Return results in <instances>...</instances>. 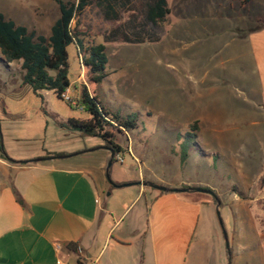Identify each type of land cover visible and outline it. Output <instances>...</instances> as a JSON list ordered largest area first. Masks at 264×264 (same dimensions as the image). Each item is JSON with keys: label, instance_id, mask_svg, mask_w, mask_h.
Listing matches in <instances>:
<instances>
[{"label": "rangeland", "instance_id": "374dc122", "mask_svg": "<svg viewBox=\"0 0 264 264\" xmlns=\"http://www.w3.org/2000/svg\"><path fill=\"white\" fill-rule=\"evenodd\" d=\"M140 4L132 0L128 8ZM169 6L171 13L156 42L104 41V32L124 22L129 10H121L120 20H109L94 2L79 19L90 33L86 39L106 44L109 75L98 85L99 98L112 111L139 116V127L116 131L124 160H115L109 169L107 162L101 163L107 153L101 137L56 123L89 117L75 105L83 82L76 44L68 46L69 95L75 102L52 90L34 93L23 83L20 63L9 68L0 58V187L12 183L23 165L49 154L89 152V160L99 165L101 187L106 185L104 191L100 187L101 196L117 210H128L126 224L135 214H144L160 192L137 181L209 188L221 201L223 224L217 209L205 205L193 242L196 255L206 264H264V147L256 140L244 146L243 131L249 128L244 115L252 111L253 98L247 90L235 89L259 82H251L240 70L246 55L236 50L239 42L233 37L264 16V0H169ZM0 12L21 25H36L44 35L51 33L44 24L60 14L56 0H0ZM37 12L44 14L37 17ZM196 120L198 144H190L182 163L179 135ZM175 179L187 184H172ZM188 196L214 202L204 192Z\"/></svg>", "mask_w": 264, "mask_h": 264}, {"label": "crops", "instance_id": "0c3cea01", "mask_svg": "<svg viewBox=\"0 0 264 264\" xmlns=\"http://www.w3.org/2000/svg\"><path fill=\"white\" fill-rule=\"evenodd\" d=\"M258 20L233 37L239 42L236 50L246 55L240 70L259 84L235 89L247 90L253 98L252 111L244 115L249 120L244 146L256 140L264 147V26L257 28ZM28 28L40 33L36 25ZM77 152L23 165L12 183L0 187V264H206L193 242L202 210L205 205L217 209L215 202L159 192L144 214L126 224L128 210H117L101 196L99 165L89 160V152ZM109 156L107 150L101 163Z\"/></svg>", "mask_w": 264, "mask_h": 264}, {"label": "trees", "instance_id": "16d2710c", "mask_svg": "<svg viewBox=\"0 0 264 264\" xmlns=\"http://www.w3.org/2000/svg\"><path fill=\"white\" fill-rule=\"evenodd\" d=\"M139 1L141 4L138 8H128L132 0H56L60 14L52 24L49 36L17 24L13 19L6 18L0 13V58L9 68L13 62H19L23 83L29 85L36 94H41V91L46 89L63 97V93L71 85L68 46L71 43L76 44L83 80L76 106L86 110L89 117L57 119L56 123L71 131H79L83 135L101 137L103 144L115 151L113 162L117 160V155L125 150L116 142V131L124 133L139 127V116L137 113L123 115L118 111H112L99 98L98 85L109 75L106 70L109 60L106 44L86 39L90 33L80 26L79 19L85 9L94 2L101 7L104 16L109 20H120L121 10H129L131 12L124 22L104 32V41L121 40L130 43L159 41L171 13L169 0ZM258 21L257 28L263 27L264 16ZM199 129V121L196 120L188 130L179 135L182 163L189 157L190 144H198ZM0 151H3L1 128ZM49 155L57 157L61 153ZM109 159L110 156L108 161ZM260 185L264 186V172L260 178ZM184 187L189 190L180 193L187 197L195 192L189 185ZM17 198L21 199L18 193ZM213 201L217 202L214 197Z\"/></svg>", "mask_w": 264, "mask_h": 264}, {"label": "water", "instance_id": "95a60500", "mask_svg": "<svg viewBox=\"0 0 264 264\" xmlns=\"http://www.w3.org/2000/svg\"><path fill=\"white\" fill-rule=\"evenodd\" d=\"M104 148H106L109 152H110V159L108 161V164H107V168L109 169L113 163V158L115 157V151L113 148L107 146V145H104L103 146ZM42 159V158H39V160ZM109 176V174H108ZM136 184H139V185H144V186H151V187H154L160 191H163V192H175V191H188L189 189L188 188H172V187H167V186H164V185H161V184H158V183H155V182H152V181H149V180H140V181H137L135 182ZM195 191H199V192H204V193H208L210 195H212L215 199H216V208H217V214H218V217L220 219V222L221 224H223L222 222V218H221V215H220V211H219V206L221 204V201L219 200L218 196L215 194V192L209 188H204V187H198V188H193ZM226 235V234H225Z\"/></svg>", "mask_w": 264, "mask_h": 264}, {"label": "built area", "instance_id": "2783aa9c", "mask_svg": "<svg viewBox=\"0 0 264 264\" xmlns=\"http://www.w3.org/2000/svg\"><path fill=\"white\" fill-rule=\"evenodd\" d=\"M62 96H63L66 100H69V101H71V102H75L74 99H72V98L70 97L68 89L63 93ZM76 104H77V99H76ZM76 104H75V105H76ZM117 160H119V161H123L124 158L122 157L121 154H118V155H117ZM59 264H65V262H64L63 260H60V261H59Z\"/></svg>", "mask_w": 264, "mask_h": 264}]
</instances>
